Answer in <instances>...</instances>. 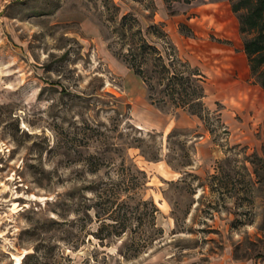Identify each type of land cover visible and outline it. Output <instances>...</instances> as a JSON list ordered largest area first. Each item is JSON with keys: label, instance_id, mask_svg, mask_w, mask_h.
<instances>
[{"label": "rangeland", "instance_id": "rangeland-1", "mask_svg": "<svg viewBox=\"0 0 264 264\" xmlns=\"http://www.w3.org/2000/svg\"><path fill=\"white\" fill-rule=\"evenodd\" d=\"M211 2L0 0V264H264V90L242 39L200 30L178 52L156 32ZM136 29L205 74L190 82L205 124L175 107L155 58L148 92L117 57ZM141 201L154 226L93 237L111 203Z\"/></svg>", "mask_w": 264, "mask_h": 264}, {"label": "trees", "instance_id": "trees-1", "mask_svg": "<svg viewBox=\"0 0 264 264\" xmlns=\"http://www.w3.org/2000/svg\"><path fill=\"white\" fill-rule=\"evenodd\" d=\"M228 2L232 13L238 21V31L242 39L243 52L247 60L250 76L264 90V0H228ZM133 22L135 23L134 19L123 16L121 18V28L132 31L134 29ZM152 28L156 29L155 26ZM183 28L180 27L181 32ZM156 32L169 41L163 29L156 30ZM136 35L138 36L136 47L117 57L135 76L145 83L148 92L153 90L150 83L153 76L147 75L143 66L148 57L155 58L154 61H157L156 65L161 70V80L167 81L165 93L172 98L175 107L189 111L191 115L197 116L205 124V119L201 115L205 108L202 103L204 95L198 96V88L192 87L190 84L192 78L196 82L204 80L201 72L198 69H192L186 62L180 60L176 51L174 54L166 52L168 60V64H166V59L161 55V52L145 40L140 29H136L132 37ZM176 67H181L182 71L176 69ZM148 98L151 100L150 96ZM198 105L200 109L194 108V106ZM189 108L192 110H189ZM114 205L115 203H111L107 209V214L105 213L107 215L106 219L110 221V224L101 222L102 225L93 234V237L101 243L109 238L123 236L128 230L131 231L130 228L134 224L139 229L143 226L144 221L149 220L150 225L154 226V219L158 209L152 201H141L134 208H130L129 205L121 202L112 210ZM104 230H106L105 235H103ZM160 232V230H157L151 236L146 234L132 236L127 248V252L131 251L132 254L129 256L124 255V258H133L141 253L154 241L157 235L159 236Z\"/></svg>", "mask_w": 264, "mask_h": 264}, {"label": "crops", "instance_id": "crops-1", "mask_svg": "<svg viewBox=\"0 0 264 264\" xmlns=\"http://www.w3.org/2000/svg\"><path fill=\"white\" fill-rule=\"evenodd\" d=\"M166 17L168 18L167 15ZM173 20V23L170 21L172 27L168 26L169 23L162 26L163 31L167 34L168 38L172 41V43L174 42V45H176L175 47L178 52L181 51L178 46L179 44H184L186 48V44L190 45V48H195L194 44L196 45L197 41L200 39L198 38L199 35H201L200 30H207L211 33L214 32L213 34H221L224 36L222 40H228L229 37L227 36H229V33L226 31L230 29L233 32V35H238L240 38L238 21L236 16L231 11V6L228 0H212L211 3L203 5L192 11L191 15H184V13H182L180 16L174 17ZM180 27L187 29L190 34L188 36L183 34L180 31ZM224 27L226 28L225 30H223ZM241 46L243 52L242 40ZM242 54L248 67L244 52ZM201 74L204 76V81H206L205 74L203 72H201ZM259 88L262 89L260 86ZM206 98L207 97L204 94V99Z\"/></svg>", "mask_w": 264, "mask_h": 264}]
</instances>
